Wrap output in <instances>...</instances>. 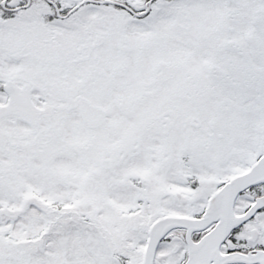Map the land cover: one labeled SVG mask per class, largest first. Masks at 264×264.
I'll return each mask as SVG.
<instances>
[{
    "label": "snow or ice",
    "instance_id": "1",
    "mask_svg": "<svg viewBox=\"0 0 264 264\" xmlns=\"http://www.w3.org/2000/svg\"><path fill=\"white\" fill-rule=\"evenodd\" d=\"M0 264H264V0H0Z\"/></svg>",
    "mask_w": 264,
    "mask_h": 264
}]
</instances>
